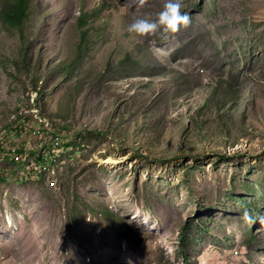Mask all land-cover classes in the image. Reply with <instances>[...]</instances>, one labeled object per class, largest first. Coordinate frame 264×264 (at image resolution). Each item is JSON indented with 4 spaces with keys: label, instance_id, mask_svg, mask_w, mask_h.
<instances>
[{
    "label": "rangeland",
    "instance_id": "obj_1",
    "mask_svg": "<svg viewBox=\"0 0 264 264\" xmlns=\"http://www.w3.org/2000/svg\"><path fill=\"white\" fill-rule=\"evenodd\" d=\"M165 2L0 0V264H264V0Z\"/></svg>",
    "mask_w": 264,
    "mask_h": 264
},
{
    "label": "clouds",
    "instance_id": "obj_2",
    "mask_svg": "<svg viewBox=\"0 0 264 264\" xmlns=\"http://www.w3.org/2000/svg\"><path fill=\"white\" fill-rule=\"evenodd\" d=\"M140 3H146V0H140ZM182 8V0H166L155 21L144 18L135 19L127 26V31L137 37L152 36L160 30L176 33L182 27L187 28L191 22L190 16L183 12ZM241 218L245 222H251L252 214L245 209Z\"/></svg>",
    "mask_w": 264,
    "mask_h": 264
},
{
    "label": "trees",
    "instance_id": "obj_3",
    "mask_svg": "<svg viewBox=\"0 0 264 264\" xmlns=\"http://www.w3.org/2000/svg\"><path fill=\"white\" fill-rule=\"evenodd\" d=\"M4 17H5V19H3V20H4L5 24H8L10 27L19 28L21 26L22 19L25 17V12L22 9V3L15 2L11 10L4 12ZM82 22H83V16L79 19V23L81 24ZM4 153H6V152H4ZM8 155L9 156L5 159V161H9L8 164H11V169L14 172V170H17L16 169L17 166L13 165L12 163H14L16 165H18V164L16 163V160L14 159V153L13 154L8 153ZM31 156H34V155L32 154ZM31 156H29L28 153H26V154L22 153V155L20 156L19 159L21 160V157H26L28 164L33 163V162L39 163V164L40 163H47V161L49 163V160H45L43 158H40L39 156H34V157H31ZM5 163H7V162H5ZM19 164H20L19 167L23 168V164H21V162Z\"/></svg>",
    "mask_w": 264,
    "mask_h": 264
},
{
    "label": "built area",
    "instance_id": "obj_4",
    "mask_svg": "<svg viewBox=\"0 0 264 264\" xmlns=\"http://www.w3.org/2000/svg\"><path fill=\"white\" fill-rule=\"evenodd\" d=\"M38 133H39V126L37 128H29L27 125L24 130H21L18 133H13L14 135L17 136V138H15L14 140L9 141V137L7 136L3 140L0 147H13L16 143H21L22 140H26L27 138H29V139L34 138L35 139ZM34 156H36V155H34ZM34 156H31V157H34ZM37 164H39V163H37ZM33 172H34V170H28L29 175H33Z\"/></svg>",
    "mask_w": 264,
    "mask_h": 264
},
{
    "label": "bare ground",
    "instance_id": "obj_5",
    "mask_svg": "<svg viewBox=\"0 0 264 264\" xmlns=\"http://www.w3.org/2000/svg\"><path fill=\"white\" fill-rule=\"evenodd\" d=\"M33 175H35V174H33ZM31 176V175H30Z\"/></svg>",
    "mask_w": 264,
    "mask_h": 264
}]
</instances>
